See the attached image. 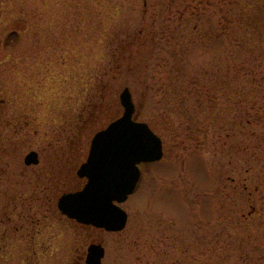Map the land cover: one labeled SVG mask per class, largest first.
Listing matches in <instances>:
<instances>
[{"label":"rangeland","instance_id":"obj_1","mask_svg":"<svg viewBox=\"0 0 264 264\" xmlns=\"http://www.w3.org/2000/svg\"><path fill=\"white\" fill-rule=\"evenodd\" d=\"M125 87L164 153L102 264H264V0H0V264H77L57 200Z\"/></svg>","mask_w":264,"mask_h":264},{"label":"water","instance_id":"obj_2","mask_svg":"<svg viewBox=\"0 0 264 264\" xmlns=\"http://www.w3.org/2000/svg\"><path fill=\"white\" fill-rule=\"evenodd\" d=\"M124 106L122 116L98 131L92 139L87 162L79 169L88 176L85 187L63 194L58 207L68 217L81 223H91L107 230H122L128 213L121 203L134 192L140 179L139 163L156 161L163 156V142L147 122L134 118L136 105L129 87L120 94ZM26 163H37V151H30ZM105 250L102 245H91L87 262L101 264Z\"/></svg>","mask_w":264,"mask_h":264},{"label":"flooded vegetation","instance_id":"obj_3","mask_svg":"<svg viewBox=\"0 0 264 264\" xmlns=\"http://www.w3.org/2000/svg\"><path fill=\"white\" fill-rule=\"evenodd\" d=\"M77 139H79V138H77ZM38 159H39V161L37 162V163H34V164H38L39 162H40V157H39V154H38ZM87 159V158H86ZM26 162V161H25ZM85 161H82L81 162V164L79 165V167H77V165L79 164L78 163V161H76V165H73L72 166V173H73V178H74V184L72 185V186H67V187H65L63 190L61 189V188H59V191L60 190H62V193H61V195L62 194H64V193H67V192H76V191H78V190H81L84 186H85V184H87V182H88V176H81L80 174H79V169H80V166L82 165V163H84ZM157 162V161H156ZM145 163H154V162H142L141 164H140V167H141V170H142V176H143V169H142V165L143 164H145ZM28 164V163H27ZM60 195V196H61ZM59 198V197H58ZM78 225H82L81 227L84 229V230H86V229H88V243H87V246L82 250V252L79 254V256H78V259H76L77 260V264H89L88 262H87V256H88V254H89V248H90V246L91 245H93V244H96V245H99V244H101V245H103L104 246V248H105V254H106V246L104 245V242L103 241H100V240H97V239H94V238H92L91 237V233H92V229H93V227H95V226H93L92 224H81V223H77ZM96 228H98V227H96ZM99 229H102V230H105V229H103V228H99ZM106 231V230H105ZM84 245H86L85 243L82 245V246H84ZM77 258V257H76ZM104 258V257H103ZM102 262H103V259H102Z\"/></svg>","mask_w":264,"mask_h":264}]
</instances>
